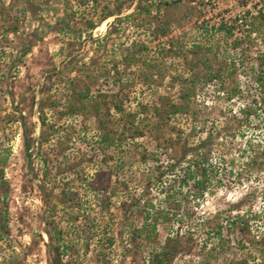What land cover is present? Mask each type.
<instances>
[{
    "label": "rangeland",
    "instance_id": "rangeland-1",
    "mask_svg": "<svg viewBox=\"0 0 264 264\" xmlns=\"http://www.w3.org/2000/svg\"><path fill=\"white\" fill-rule=\"evenodd\" d=\"M244 1L182 0L177 5L158 6L160 0H145L151 6V16L136 14L121 22L109 18L94 30L95 37L107 38L95 43L85 39V25L80 21L82 16H97L92 4L79 7L78 0H0V176L4 174L7 180L10 227L8 240L0 239V264H9L12 258L15 264H50L49 250L58 244L47 233L54 232L48 225L52 215L67 234L69 248L62 264H148L153 246L177 234L182 236L183 248L173 264H230L241 258L250 264H264L256 245L264 238V167L263 159L256 157L264 149V105L253 83L259 71L256 54L264 49L263 42H254L253 58H245L241 51L245 45L234 51L222 41L219 55L216 50L209 54L212 72L222 70L221 80L206 83L208 67L201 62L194 71L195 94L185 99L189 106L165 117L160 129L147 130L145 136L112 147L107 161L100 148L96 117L89 113L84 126L83 115L62 113L69 92L64 66L70 57H79L77 68L84 66L83 60L103 54V61L109 64L126 52L130 42L140 39L149 45L154 83L149 86L136 77L138 83L126 91V109L138 111V104L151 106L160 94L170 95L181 105L182 88L194 75L181 57L165 56L169 42L178 41L189 52L193 42L212 37L213 27L243 11ZM246 1L252 6L256 0ZM137 3L125 0L121 17L134 12ZM158 8L161 13L153 18ZM73 12L78 21L72 30L84 32L80 41H71L72 33L59 31ZM166 24L169 34L154 38L153 30ZM14 27L18 29L11 32ZM219 38L221 35H216L213 41ZM119 68L123 72L122 64ZM133 70L135 66L122 74L126 77ZM77 74L69 73L72 78ZM79 75L84 82V76ZM110 80L101 78L92 92L116 90ZM238 88L240 93L231 96ZM53 102H57L54 107L50 106ZM42 104L55 131L42 126ZM25 131L36 139L29 157ZM44 132L49 140L40 148L38 141ZM203 141L204 152L210 153V183L204 197H197L193 183L181 182L186 166L194 160L191 156L198 153ZM61 146L67 148L68 160L78 162L75 169L88 178L97 171L104 172L106 179L111 177L110 189L96 195L86 194L85 187L79 186L82 198H88L85 213L77 215L81 218H68L61 206L50 212L60 200L63 178L75 172L60 173L57 168L60 160L67 161L56 149ZM171 164L178 165L175 171ZM44 182L54 190L50 200L41 188ZM147 210L152 212L148 221ZM238 214L250 218L249 232L243 238L231 236V243L222 250L218 228L223 227L225 236L228 217ZM155 220L156 235L152 231L147 238L144 224L151 228ZM107 238H113V243Z\"/></svg>",
    "mask_w": 264,
    "mask_h": 264
},
{
    "label": "trees",
    "instance_id": "trees-1",
    "mask_svg": "<svg viewBox=\"0 0 264 264\" xmlns=\"http://www.w3.org/2000/svg\"><path fill=\"white\" fill-rule=\"evenodd\" d=\"M182 0H173L171 2L167 0H160L158 6L165 4V6H171L172 4H179ZM125 0H78V6H89L92 4L93 15L97 14V18H84L81 17L82 23L85 25V30L87 37L85 39H90L92 42L101 43L106 37H95L94 30L101 25L105 20L115 17L121 22L125 18L134 16L136 14L143 15L145 17L151 16V6H149L145 0H138L137 6L134 12L121 17L122 9L124 6ZM204 3V2H202ZM252 6H248V2L244 1V9L239 12L229 22H221L217 28L213 27L211 34L212 37H207L206 40L201 42H193L189 52L183 50V46L177 41L176 43L170 41L167 48V51L164 52L165 56L170 55L171 57H181L184 65L188 70L194 75V78L191 79V82L186 88H182L183 94V103L178 105L177 101H174L170 95L160 94L157 102L151 106L138 104L139 110L132 111L126 109V99L127 92L132 87H134L138 82L137 78L142 80L146 85H152L154 79V67L151 63V59L148 55L149 45L144 40H133L130 42L129 47L125 50L126 52L122 54L121 57L111 59V62L106 64L103 60V56L90 57L89 61L83 60L82 67L77 68L79 62V57L77 54L71 55L70 59L66 62L64 66V71L68 75L69 80V92L67 103L64 106V115L75 117L83 115V124L86 125L88 114H93L97 119L98 130L100 131V148L104 154V161L109 159V150L114 146H122L130 138L136 139L140 136H145L147 130H157L160 129L161 123L165 122V117L175 115L178 111L185 110L189 104L188 101L193 94H195V86L193 87L194 81L196 80L197 74L196 69L199 67L200 63L203 62L207 67L208 71L206 73V83L209 81H215L217 79L221 80L223 74L222 70H216L212 72V59L209 54L215 52V55H219V45L222 41H226L230 44L231 48L234 51H239L241 46L242 54L247 57H252L254 52L252 51V46L254 42L261 41L264 44V0H256L251 2ZM113 4V6H111ZM157 14L153 18L159 17L161 9H157ZM99 13V14H98ZM69 18L67 22H63V26L60 28V32H67L66 34L72 33L71 41H80L83 38V30L76 28L72 30L73 24H77V17L75 13L68 14ZM120 17V18H119ZM147 20V19H145ZM149 21V20H148ZM18 27H14L11 32H16ZM68 30V31H66ZM153 30V37L157 38L158 36H167L169 34V24L159 25L158 30ZM205 30V28H204ZM9 31V30H8ZM207 31H209L207 29ZM216 35H221L222 38H219L217 41H213ZM108 36H111V31ZM107 38V37H106ZM213 42H210V41ZM230 40H232L230 42ZM27 50L22 52L24 56ZM190 53V54H188ZM189 55H191L189 57ZM258 59L259 71L253 76V83L256 84L255 92L257 96L261 99L262 104L264 105V49L258 50L256 54ZM120 59V60H119ZM124 66L123 72H127L131 67L135 66V71L130 72L133 74H128L124 76L121 72L119 65ZM152 64V65H151ZM76 71L78 74L72 78L69 73ZM195 71V72H194ZM195 73V74H194ZM79 74L84 76V82L79 78ZM62 75V74H61ZM132 76V77H131ZM180 76V75H179ZM137 77V78H136ZM101 78L112 79V85L116 87V90L111 92H104L103 89L98 90L96 93L92 92V86L95 83L99 82ZM177 79V78H174ZM239 88L234 90L231 96H236L239 92ZM126 96V98L123 97ZM230 96V97H231ZM186 99V100H185ZM57 102H53L50 106L54 107ZM160 105H164V111ZM144 115V117H143ZM40 121L44 130H53L55 131L56 126L53 124H48L46 115H45V104L40 105ZM144 130V131H143ZM45 138V140H44ZM48 135H45V132L42 134V139L39 142L40 148L43 143L47 142L49 139ZM36 139L29 135L26 131L24 132V143L27 156H31L34 150V144ZM203 143L198 146V153L192 155L191 157L194 160H191L188 163L187 170L184 173L182 178L183 185L191 184L195 192H197V197H204L205 192L209 189V178L207 176V166L210 161V153L207 151L204 152ZM58 153L66 157L67 161L63 163V160H60L59 167H57L60 173L68 171V169H74L70 177L63 178L61 190L59 193V202L56 205H53L51 213L55 212L57 207L64 209V213L68 218H81L80 213H85L87 205V197H83V193L79 190V186L85 187L86 194L96 195L101 191H108L111 185V177L104 178V172H96L95 176L91 179L82 172H79L75 169L78 165V162H71L68 160L67 148L62 147L56 148ZM39 153V149L36 150ZM259 154L257 153L256 157L263 159L264 167V149L261 150ZM146 156L144 155V158ZM158 157V155H157ZM158 159V158H157ZM70 165V166H69ZM73 167V168H72ZM178 167L177 164H171L170 168L172 171H175ZM71 171V170H70ZM3 168L1 173H3ZM71 173V172H70ZM161 176L165 175L164 171L160 172ZM41 188L45 191L46 199L50 200L53 188H48L47 182L41 183ZM7 192V180L4 178V174L0 176V239L7 241L10 234L9 227V212H8V202L6 201ZM152 205V204H151ZM49 209V210H50ZM146 221L149 220L150 215H152L151 210H147ZM85 221V220H84ZM88 220H86L87 222ZM250 218L243 215L229 216L227 219V230L228 233L224 236L222 234L223 227L218 228V239L220 249H225L226 245L231 243L232 237H245L250 228ZM49 226L54 227V232L47 231L48 236L52 240L57 241V245L53 249L49 250V255L51 256L50 264H62L63 256L69 248L66 243L67 234H64L59 222L56 221L55 216H50ZM158 222L155 220L151 224V228H148V224H144V230L146 229V237L150 238L151 232L153 231L156 235ZM239 238V239H240ZM110 244L113 243V238H107ZM10 244V242H9ZM259 252L263 257L264 261V238L256 242ZM229 247V246H228ZM183 248L182 236L177 234L166 238V241L160 246H153L152 250L149 252L148 264H173L175 258L181 253ZM9 264H15V260L12 258L9 261ZM230 264H250L247 258H241L236 262Z\"/></svg>",
    "mask_w": 264,
    "mask_h": 264
}]
</instances>
